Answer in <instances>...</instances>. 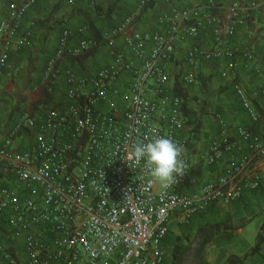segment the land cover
<instances>
[{
	"label": "built area",
	"instance_id": "1",
	"mask_svg": "<svg viewBox=\"0 0 264 264\" xmlns=\"http://www.w3.org/2000/svg\"><path fill=\"white\" fill-rule=\"evenodd\" d=\"M37 1L12 0L2 5L0 0V10L4 6L7 9L0 21V82L11 52L28 42L21 28ZM76 1L86 0H70ZM149 1L140 0L111 32V36H123L125 45L112 51L110 65L99 70L91 82L67 70L65 108H49L39 124L35 118L25 117L0 148V169L1 161L8 160L15 176L12 184L0 189V229L5 227L11 241L23 237L26 249L24 258L12 253L0 233V255L8 264H167L163 241L172 214L181 211L188 219L210 203L240 198L250 171L264 164V133L240 126L238 138L233 140L221 114L213 112L221 129L203 157L206 163L218 164L232 149L243 153L230 156L225 173L217 180L194 192L183 191V180L192 168L190 148L179 137L183 101L173 89H166L172 79L166 64L176 53L180 38L188 39L191 46L186 64L190 71L181 81L193 84L195 69L204 61L221 62V76L234 79L242 107L258 124L261 116L250 94L235 79L240 61H257L258 50L228 42L240 27L249 24L250 11L257 10L258 2L235 0L225 17L213 13L219 0H205L203 6L187 8L174 5L161 16V23L166 25L162 32L132 29ZM71 35L70 29L63 30L37 89L53 93L58 62L96 46L87 37L72 46ZM208 38L213 40L212 46ZM124 73L129 75L130 85L122 91L115 84ZM254 96H264V88ZM112 97L119 102H113ZM104 104L108 107L103 108ZM25 126L36 127L33 148L22 153L11 151L12 140ZM158 137H168L183 149L182 174L159 191V182L149 167L137 164L133 157L137 141ZM252 178L250 187L259 188L262 173Z\"/></svg>",
	"mask_w": 264,
	"mask_h": 264
},
{
	"label": "crops",
	"instance_id": "2",
	"mask_svg": "<svg viewBox=\"0 0 264 264\" xmlns=\"http://www.w3.org/2000/svg\"><path fill=\"white\" fill-rule=\"evenodd\" d=\"M12 0H1L5 5ZM23 1V0H15ZM140 0H38L26 14L21 34L28 35V42L19 50H13L2 80L0 82V148L12 134L14 127L25 117H33L39 124L43 122L49 108L64 109L68 103L65 72L75 71L89 82L102 68L113 61L114 50L125 45L123 36H111V32L129 16ZM235 0H219L213 12L225 17ZM248 2L249 0H243ZM258 2L257 10L250 11L249 24L240 27L233 38L228 40L232 46L251 47L258 50L255 62L243 63L237 69L235 79L240 81L250 94L261 119L258 124L251 121L244 110L234 88V79L226 80L221 76L223 65L219 61L202 62L195 69L196 80L187 85L188 107L191 118L200 120V128L194 135L189 117L183 116L179 137L187 141L190 148L191 165L194 173L192 184L187 193L217 180L225 173L231 155L241 156L243 151L232 149L225 152L218 164L208 165L204 156L210 151L214 137L220 132V121L213 112L220 113L228 125L233 140L238 138L240 126L253 127L256 132L264 133V96H254L264 88V0ZM244 2V3H245ZM205 0H153V6L134 22L132 29L155 33L162 32L166 25L161 16L175 5L179 8L203 6ZM7 15L4 6L0 10V21ZM87 30L82 32L81 29ZM70 29L71 45L78 46L84 38H91L96 46L79 56L65 57L58 62L56 89L53 93L37 89L45 77L47 63L54 56L61 34ZM210 46L211 38L207 39ZM191 46L188 39L178 41L177 51L166 64L172 79L167 90H172L176 80L182 79L190 71L186 64V54ZM150 47L152 45L150 44ZM182 82V81H181ZM130 85L129 75L123 74L115 87L125 91ZM152 97L155 92L151 91ZM113 102H119L112 97ZM108 105L104 104L103 108ZM189 118V119H188ZM36 127H24L14 137L10 150L26 152L33 148ZM0 169V189L13 183V164L3 160ZM255 173H262L259 188H251L250 182ZM249 182L242 196L234 201L218 200L210 203L204 210L186 219L181 211L172 214L169 233L163 241L167 264H262L264 261V164L252 169L246 179ZM163 186L158 183L156 190ZM6 247L19 257L26 256L23 237L11 241L5 227L0 229ZM261 240V246L257 244ZM213 253L214 255H211ZM0 264H8L0 255Z\"/></svg>",
	"mask_w": 264,
	"mask_h": 264
},
{
	"label": "clouds",
	"instance_id": "3",
	"mask_svg": "<svg viewBox=\"0 0 264 264\" xmlns=\"http://www.w3.org/2000/svg\"><path fill=\"white\" fill-rule=\"evenodd\" d=\"M182 146L168 137L140 140L134 145L133 157L137 164H145L154 180L163 187L171 186L182 174Z\"/></svg>",
	"mask_w": 264,
	"mask_h": 264
},
{
	"label": "trees",
	"instance_id": "4",
	"mask_svg": "<svg viewBox=\"0 0 264 264\" xmlns=\"http://www.w3.org/2000/svg\"><path fill=\"white\" fill-rule=\"evenodd\" d=\"M153 6V0H150L148 2V4L146 5V7L144 8V11H147L148 9H150L151 7ZM142 12V14H143ZM214 13V12H213ZM140 14V16L142 15ZM138 16V18L140 17ZM137 18V19H138ZM252 18V16H251ZM173 91L175 94L179 95L181 98H182V101H183V106H182V111H183V116L185 117H189L188 119V122L189 124L191 125V131L194 133V135L198 132L199 128H200V120H197L196 118L195 119H192L191 118V109L188 107V98H189V95H188V92H187V85L184 84L183 82H181L180 80H176L175 81V84L173 86ZM253 128V127H251ZM196 173H194L193 169L191 168V171L189 173V175L187 177L184 178L183 180V183H182V190L187 192V186L188 185H191L192 184V177L195 175ZM261 246V240L260 242H258L257 244V249ZM230 264H233V262H231Z\"/></svg>",
	"mask_w": 264,
	"mask_h": 264
},
{
	"label": "rangeland",
	"instance_id": "5",
	"mask_svg": "<svg viewBox=\"0 0 264 264\" xmlns=\"http://www.w3.org/2000/svg\"><path fill=\"white\" fill-rule=\"evenodd\" d=\"M162 186V185H161ZM212 255H214L213 253H211V255H208V256H211L212 257ZM209 261V259H208V257H206L204 260H203V264H206V262H208ZM209 263V262H208Z\"/></svg>",
	"mask_w": 264,
	"mask_h": 264
}]
</instances>
